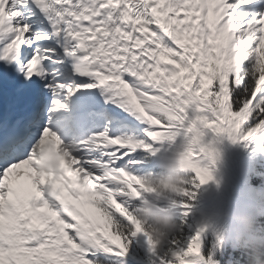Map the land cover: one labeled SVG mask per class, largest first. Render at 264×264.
<instances>
[{
  "label": "snow or ice",
  "instance_id": "obj_1",
  "mask_svg": "<svg viewBox=\"0 0 264 264\" xmlns=\"http://www.w3.org/2000/svg\"><path fill=\"white\" fill-rule=\"evenodd\" d=\"M210 133L264 135V0H0V264H219L155 245L132 172L175 146L205 185Z\"/></svg>",
  "mask_w": 264,
  "mask_h": 264
},
{
  "label": "trees",
  "instance_id": "obj_2",
  "mask_svg": "<svg viewBox=\"0 0 264 264\" xmlns=\"http://www.w3.org/2000/svg\"><path fill=\"white\" fill-rule=\"evenodd\" d=\"M263 136V135H259ZM206 142L215 141L214 147L218 152L216 163L211 165L213 173V180L217 184V191L213 194L209 201L204 199V192L200 185L198 187H191L189 185V174H187V181L184 182L183 199L180 201H187L190 204V214L193 213L194 217L189 214L187 217H183V230L178 232L172 239H177L180 243L184 241L186 236L189 234L188 224L191 221H195L197 224H206V231L202 234V256L205 259L209 258V253L215 246V239L217 235L222 232L224 226L226 230L223 232V239L220 244L215 246V254L212 259L219 261V264H249L247 258L243 257L240 252L235 251L232 242V229L224 221V213H231L232 202L234 194L237 190V183L232 177L231 169L224 158V142L223 135L216 137L214 133H210L206 136ZM251 139V138H250ZM248 140H241L236 145V151L232 153V160L240 167L241 170V184L243 188H246L248 194L251 195L253 190H264V168L258 166L257 170L250 171L249 169V155L251 151L257 146V142ZM261 146L264 147V137L261 139ZM169 147V146H168ZM176 151L175 146L169 148ZM169 164L170 162H166ZM185 172V171H184ZM153 174L155 176L163 178L168 175L166 168H159L158 172H151L149 176ZM190 190L194 193L193 197H186V192ZM260 200L264 202V191L260 192ZM146 201L149 204L138 203L135 204V212L139 215H145L150 212H158L161 216H165L171 209L176 208L174 205L180 201L168 200L158 198L157 196H150ZM204 203L206 205V214L204 216L196 215L193 211L194 206L198 203ZM182 211L181 215H182ZM234 213H243L252 216L256 219L260 228L258 239L264 243V211H258L254 214H250L244 209L241 204H238L235 208ZM171 239V240H172ZM112 242L118 243L117 237L112 238ZM139 246L141 248L140 258L142 264H149L151 259L150 254L147 253L146 245L144 244L143 238H139ZM171 248V241L165 246V251Z\"/></svg>",
  "mask_w": 264,
  "mask_h": 264
},
{
  "label": "clouds",
  "instance_id": "obj_3",
  "mask_svg": "<svg viewBox=\"0 0 264 264\" xmlns=\"http://www.w3.org/2000/svg\"><path fill=\"white\" fill-rule=\"evenodd\" d=\"M168 175L163 178L150 175L149 180L155 189L154 196L162 199L180 201L187 181L176 159L166 165ZM145 229L150 233L155 245L163 250L171 239L183 230V217L179 208L171 209L165 216L158 212L137 214ZM224 221L232 229V242L235 251L249 261V264H264V243L259 239L260 228L255 218L243 213H224Z\"/></svg>",
  "mask_w": 264,
  "mask_h": 264
},
{
  "label": "rangeland",
  "instance_id": "obj_4",
  "mask_svg": "<svg viewBox=\"0 0 264 264\" xmlns=\"http://www.w3.org/2000/svg\"><path fill=\"white\" fill-rule=\"evenodd\" d=\"M258 139H261V138H257L255 139L254 141L258 140ZM252 139H250L251 141ZM223 142H224V139H223ZM236 142H233L231 139H230V143H229V146L232 147L235 145ZM224 147H225V143H224ZM235 149V148H234ZM263 152V148H261L260 146L256 147L255 150L250 154L251 156V159L253 158H258L259 154ZM255 155V157H253ZM147 164V160L145 159L144 161V165ZM141 166V167H142ZM140 168V167H139ZM200 187L202 188L203 192H204V196H205V199L206 200H209L211 199V197L213 196V194L215 193L216 189H217V185H216V182L214 180L210 181L209 183L205 184V185H200ZM193 216V214H190ZM201 228H204V224L202 223H199L197 224L195 221H191L189 224H188V231H189V234L186 236L185 240L184 241H181L179 244H178V247H187V244L190 240V238H192L199 229ZM178 250V248L176 249Z\"/></svg>",
  "mask_w": 264,
  "mask_h": 264
}]
</instances>
